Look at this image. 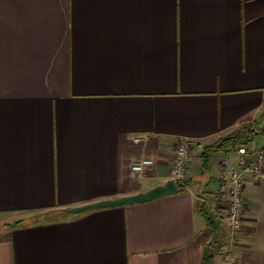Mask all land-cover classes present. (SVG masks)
Instances as JSON below:
<instances>
[{"label": "crops", "instance_id": "crops-1", "mask_svg": "<svg viewBox=\"0 0 264 264\" xmlns=\"http://www.w3.org/2000/svg\"><path fill=\"white\" fill-rule=\"evenodd\" d=\"M243 124L264 145V0H0V264H264V177L233 240L215 198ZM182 137L186 187L68 211L164 184Z\"/></svg>", "mask_w": 264, "mask_h": 264}, {"label": "built area", "instance_id": "built-area-1", "mask_svg": "<svg viewBox=\"0 0 264 264\" xmlns=\"http://www.w3.org/2000/svg\"><path fill=\"white\" fill-rule=\"evenodd\" d=\"M193 151L190 139L179 138L174 146L173 161L170 176L179 186H187L188 165ZM237 160L233 163L230 153L220 158L217 169L215 198L219 203L226 204L225 218L230 224V237L233 240L236 232L243 226V216L246 209L245 180L249 176L253 179L264 177V145L241 144L236 147ZM154 159L150 156L137 160L132 168L134 171H143L153 166ZM214 213L220 215L215 206L206 202ZM225 258L231 260V252L226 251Z\"/></svg>", "mask_w": 264, "mask_h": 264}, {"label": "water", "instance_id": "water-1", "mask_svg": "<svg viewBox=\"0 0 264 264\" xmlns=\"http://www.w3.org/2000/svg\"><path fill=\"white\" fill-rule=\"evenodd\" d=\"M178 189H179V185L175 182L174 179L171 178L167 180L164 184L157 185L145 192H140L134 195L123 196L119 198L101 200V201L85 204L82 206L70 208L68 211L71 213H79L94 207H107V206H116V205L150 201L168 194L176 193L178 192Z\"/></svg>", "mask_w": 264, "mask_h": 264}, {"label": "trees", "instance_id": "trees-1", "mask_svg": "<svg viewBox=\"0 0 264 264\" xmlns=\"http://www.w3.org/2000/svg\"><path fill=\"white\" fill-rule=\"evenodd\" d=\"M255 134L256 132L250 124H243L240 127L232 130L227 135L222 136L218 141L219 145L217 146V148H225L230 151L241 144H252L255 138ZM208 149V146H206L203 151L204 165L207 169L210 165V150ZM207 221L209 222V224L216 225V222L209 216L207 217ZM207 259L208 257L205 255L203 264H208Z\"/></svg>", "mask_w": 264, "mask_h": 264}, {"label": "rangeland", "instance_id": "rangeland-1", "mask_svg": "<svg viewBox=\"0 0 264 264\" xmlns=\"http://www.w3.org/2000/svg\"><path fill=\"white\" fill-rule=\"evenodd\" d=\"M221 155V154H220ZM223 156V154L220 156V158Z\"/></svg>", "mask_w": 264, "mask_h": 264}]
</instances>
